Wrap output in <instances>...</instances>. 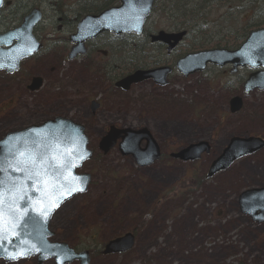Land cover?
Returning a JSON list of instances; mask_svg holds the SVG:
<instances>
[{
	"label": "rangeland",
	"instance_id": "obj_1",
	"mask_svg": "<svg viewBox=\"0 0 264 264\" xmlns=\"http://www.w3.org/2000/svg\"><path fill=\"white\" fill-rule=\"evenodd\" d=\"M34 1L41 5L47 26L54 15L50 0ZM222 12L217 10L212 18ZM159 20L153 13L146 26L154 32L164 26ZM59 52L46 47L23 63L20 80L39 76L44 81L34 98L18 90L17 77L0 76V136L63 116L84 125L93 151L78 169L91 176L87 189L52 215L51 239L93 251L126 232L133 234L129 250L92 252L89 264H264V221H254L238 204L241 192L264 186V146L207 176L211 161L232 137L264 136V94L242 98L234 86L226 85L223 71L209 67L188 77L179 75L176 87L168 90L177 92L172 100L139 83L122 97L107 92L108 84L91 62L94 56L67 63ZM100 95L102 106L91 115L89 100ZM235 96L243 105L231 112L229 101ZM109 125L147 128L161 157L139 166L116 144L103 153L98 143ZM200 140L209 149L196 161L168 155ZM0 264L37 262L36 257L14 262L0 258Z\"/></svg>",
	"mask_w": 264,
	"mask_h": 264
},
{
	"label": "water",
	"instance_id": "obj_2",
	"mask_svg": "<svg viewBox=\"0 0 264 264\" xmlns=\"http://www.w3.org/2000/svg\"><path fill=\"white\" fill-rule=\"evenodd\" d=\"M119 4L107 8L96 15L84 16L76 26V31L70 36L74 45L68 53V59L85 53L84 42L95 38L102 32L115 35L133 33L140 35L149 17L154 0H119ZM4 0H0V8ZM9 4V2H6ZM41 19L38 8H32L23 17L21 24L4 33H0V70L12 73L18 68L22 58L37 52L40 44L32 35V28ZM185 32H165L163 30L150 35L151 42H162L167 45L169 53L184 37ZM12 41H16L12 45ZM1 46H7L2 49ZM224 66L262 67L263 70L250 75L246 80L245 91L254 87L264 88V28L250 31L242 44L234 49L212 48L188 53L179 58L176 69L183 75L203 71L207 64ZM171 71L169 66L153 69H138L115 83V86L128 89L131 84L147 78H153L163 83ZM260 82V84L258 83ZM263 82V84H261ZM40 78L34 77L31 89H36ZM231 112L240 107V98L235 96L230 101ZM94 108V107H93ZM122 155H131L140 166H146L159 159V149L146 128H116L102 138L104 152L111 149L117 140ZM146 140V149L140 148L141 141ZM88 137L84 126L69 118L54 116L40 123L25 128L9 131L0 138V212L8 222L5 226V239L0 241L3 249L0 257L8 262L37 256V264L53 260L52 264H88V251L74 252L64 242L50 241L52 235L48 230V222L52 214L68 199L86 190L90 180L88 173L76 172L78 168L92 157V150L87 147ZM264 146V141L258 137H232L226 147L212 160L207 176L210 177L226 169L240 157L250 155ZM209 145L200 140L171 154V157L182 161H195L202 153L208 152ZM23 153L24 155H21ZM81 157H83L81 159ZM42 162L52 165L48 169L44 181L51 178V183H37L26 179L29 171L33 174L42 169ZM75 165V166H73ZM23 170L17 171L16 168ZM76 178V179H73ZM82 187L83 191H75L70 195L65 192L71 187ZM24 198L21 199L20 197ZM238 204L242 213L251 216L259 213L261 221L264 215V186L244 190L238 196ZM26 213V215H25ZM47 213V215H45ZM15 224L14 229L11 228ZM12 231L17 235L12 236ZM10 241V242H9ZM133 244V235L125 233L109 240L102 250L103 254H115L127 251ZM39 249V251H37ZM27 251L28 254L18 259H8L9 252Z\"/></svg>",
	"mask_w": 264,
	"mask_h": 264
},
{
	"label": "trees",
	"instance_id": "obj_3",
	"mask_svg": "<svg viewBox=\"0 0 264 264\" xmlns=\"http://www.w3.org/2000/svg\"><path fill=\"white\" fill-rule=\"evenodd\" d=\"M27 2L24 0L25 6ZM50 2L58 12L65 10L67 3L66 0ZM117 2L118 0H73L71 4L76 6L73 9H79L76 14L81 17L98 13ZM259 2L260 0H154L152 14L156 13L164 24L160 29L186 32L184 42L169 59L160 48L156 55L147 54L150 45L146 39L151 32V28L147 26L140 36L122 35L114 40L105 36L103 43L100 40L93 41L89 46L94 48L93 51H97L99 44L108 49L111 57L107 68L112 75L108 78L113 82L136 69L172 62L174 58L187 52L209 48H237L250 30L264 26V0ZM38 3L32 0L29 5L39 6ZM217 10L223 11L222 14L212 18ZM100 251L96 249L92 252Z\"/></svg>",
	"mask_w": 264,
	"mask_h": 264
},
{
	"label": "flooded vegetation",
	"instance_id": "obj_4",
	"mask_svg": "<svg viewBox=\"0 0 264 264\" xmlns=\"http://www.w3.org/2000/svg\"><path fill=\"white\" fill-rule=\"evenodd\" d=\"M6 1H9L10 4L9 5L4 4L3 7L0 9V33L6 32L10 29L18 27L20 23L22 22L25 14L28 13V11L32 7H35L32 5H29L32 0H26V2L28 1L26 6L24 5V0H5L4 2ZM66 1L67 3L64 6L65 10L58 12L57 10L53 9L54 15H51V17L49 18L47 26L43 24V13L41 9V20L38 21V23L35 24L34 27L32 28V34L37 38V40L41 44L40 50H38L33 55L20 60L18 64V69L15 72L7 73L4 70H1L0 76L2 77L10 76L11 78H14V76L17 77L16 85L18 86V90L21 89L27 95H30L31 98H34L44 88V81L40 77L39 86L36 89H31L30 86L32 84V80L34 76L33 77L31 76L28 80L26 79L25 81L20 80V76H21L20 73H21L22 65L24 62H29L30 60L34 59L42 49L46 47L47 48L53 47V48H59V51H60L59 53H60L62 60L67 63H72V62H75L76 60L84 61L90 55L94 56V59L91 62L93 63L94 67H97L95 70H97L98 72L100 71L102 73V78L108 84L109 87H107V92L113 93L114 91H117L120 96H122V94L129 93L132 85L128 89L123 90L115 86L114 84L119 78L113 82H111L110 79L108 78V77H112L110 73V69L107 68L109 57H111L109 55L108 49L106 47H102V45L99 44L97 45L98 46L97 51H93L94 48L92 47L91 49V47L89 46V44L93 41L97 42L100 40V42L103 43L105 41L103 37L105 36L107 39L110 38L111 40H114L115 35L110 34V33H102L93 41L91 40V41L85 42V46H86L85 54L80 55L71 60L67 59L68 53L73 45V43L70 40V36L76 31L77 23L84 15L80 17L76 14L79 9H73V8H76V6L71 4L73 0H66ZM38 7H41V5H39ZM53 29H55V31H53ZM15 42L16 41H12L10 45H12ZM157 45H156L157 48L160 47L161 49L165 50V46H163L162 44L157 43ZM178 47L179 45L177 46L176 49H178ZM1 48L6 49L7 46H1ZM112 61H113V57H112ZM125 62H127V59L125 60ZM209 67L216 68V69L223 71L224 72L223 79L226 82V85L231 84L232 86H234L235 89L238 92H240V94L242 93L241 94L243 95L242 98L244 96H248L249 94H253V93H254V96H256L258 93L264 94V88L254 87L250 91L246 92L245 87H244V84L246 80L248 79V77L250 75H254L255 73L262 71L263 70L262 67L254 68V67H249V66H243V67L234 68L232 65H229V64L224 65L223 67H216L213 65H208L207 68ZM194 74H199V72L192 73L187 76H183V75H180L178 72L172 71L169 75L166 76L164 84L158 85L152 79L144 80L140 82L139 84L151 86L155 90L156 94L160 95L163 100L167 101L168 98H171L172 100L173 95L175 96L177 94V92L173 93V91H171L170 93L168 92L169 88L172 90L174 87H176L175 85H176L177 77L179 75L183 77H188ZM228 77H230L231 79H228ZM258 83L260 84V82ZM261 84H263V82H261ZM242 98L240 100V108L237 111H239L242 108V105H243ZM92 100L96 102V108L91 111V115L95 114V111L101 108L102 103H103V96L100 95L96 98L93 97L89 101H92ZM91 107L92 105L90 103V108ZM107 130L108 128H106L104 132H106ZM254 137H260L261 139L264 140L263 135H254ZM141 144H142L141 145L142 148L145 149L146 143L143 141ZM117 147H118V144H117ZM98 148H99V144H98ZM254 216L256 218H260L258 213H255Z\"/></svg>",
	"mask_w": 264,
	"mask_h": 264
},
{
	"label": "snow or ice",
	"instance_id": "obj_5",
	"mask_svg": "<svg viewBox=\"0 0 264 264\" xmlns=\"http://www.w3.org/2000/svg\"><path fill=\"white\" fill-rule=\"evenodd\" d=\"M21 155H24V154L21 153ZM82 158L83 157H81V159ZM73 166H75V165H73ZM49 168H53L54 169V166H52V165H46V164H44V162H42V169L43 170H38L34 174L31 171H29L28 175L26 176V179L31 180L35 176L36 178H38L37 179V183H41V182L51 183L52 182L51 178H49V180H47V181H44L42 179L43 177L47 176V173H48V169ZM0 170H2V169H0ZM15 170L21 171L23 169H21V168L18 167ZM73 179H76V178H73ZM2 183H3V181H0V184H2ZM83 190L84 189L82 187H78V186L77 187H71L70 189H68L65 192V195H70L72 192H75V191H83ZM20 198L23 199L24 197L21 196ZM25 215H26V213H25ZM45 215H47V213H45ZM7 223L8 222L5 220V217H4L3 213L0 212V241H3L5 239V226H6ZM15 227H16V225L13 223L11 225V228L14 229ZM11 234H12V236L17 235V233L15 231H12ZM0 250L7 251V249H3L2 248V245H0ZM37 251H39V249H37ZM27 254H28L27 251L9 252L7 258L8 259L15 260V259H18L21 256H25Z\"/></svg>",
	"mask_w": 264,
	"mask_h": 264
},
{
	"label": "bare ground",
	"instance_id": "obj_6",
	"mask_svg": "<svg viewBox=\"0 0 264 264\" xmlns=\"http://www.w3.org/2000/svg\"><path fill=\"white\" fill-rule=\"evenodd\" d=\"M23 128H25V127H23ZM19 129H22V128H19ZM19 129H17V130H19ZM3 136V134L0 136V138Z\"/></svg>",
	"mask_w": 264,
	"mask_h": 264
}]
</instances>
